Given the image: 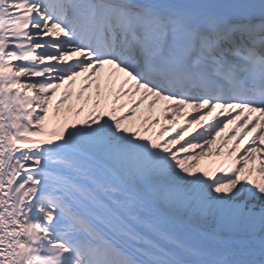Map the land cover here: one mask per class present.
I'll return each instance as SVG.
<instances>
[{
  "label": "snow or ice",
  "instance_id": "snow-or-ice-1",
  "mask_svg": "<svg viewBox=\"0 0 264 264\" xmlns=\"http://www.w3.org/2000/svg\"><path fill=\"white\" fill-rule=\"evenodd\" d=\"M0 264H264V0H0Z\"/></svg>",
  "mask_w": 264,
  "mask_h": 264
}]
</instances>
